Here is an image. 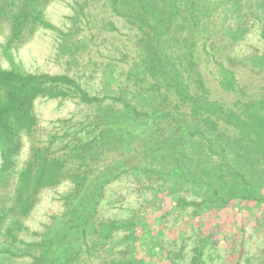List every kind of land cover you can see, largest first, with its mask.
<instances>
[{"label": "trees", "instance_id": "obj_1", "mask_svg": "<svg viewBox=\"0 0 264 264\" xmlns=\"http://www.w3.org/2000/svg\"><path fill=\"white\" fill-rule=\"evenodd\" d=\"M57 1L0 0V264H264V0H72L65 29ZM84 26L123 39L72 72ZM50 30L65 70L24 69ZM38 99L82 114L43 131Z\"/></svg>", "mask_w": 264, "mask_h": 264}, {"label": "rangeland", "instance_id": "obj_2", "mask_svg": "<svg viewBox=\"0 0 264 264\" xmlns=\"http://www.w3.org/2000/svg\"><path fill=\"white\" fill-rule=\"evenodd\" d=\"M72 0H60L51 3L47 10V17L55 25L65 29V18L64 15L69 13L68 2ZM116 25H119L115 21ZM94 34L95 39L88 41V47L85 50H79L76 54L78 59V66L72 64L71 70L81 72L83 66L90 58H100V53L103 56L106 54H112L115 52L114 46L119 45L123 39L122 33L117 31H107L106 29H97V27H83L80 34L77 37H82L83 35L90 38V35ZM98 36V37H97ZM56 37L53 31H39L36 35L21 48L15 52V59L20 62L21 66L28 71H47L50 73L62 72L66 68V58L67 56H59L58 49L56 48L57 41L54 40ZM106 37L107 41L100 43V39ZM113 41V45L110 42ZM109 49V51H107ZM89 51V52H87ZM99 53V55H98ZM3 65H6L5 63ZM89 73V72H86ZM93 88H99V74L89 81ZM35 112L38 116L39 126L43 131L51 129L50 121L57 118L67 117L72 113H79L80 116L82 112H79V108L75 103L70 101H65L60 104L57 100L51 99H38L35 102ZM133 185L128 183H123L119 185L118 190H120L125 198V202H130L132 206H137L138 203L135 198V193L133 191ZM65 186L59 187L56 191H44L41 194V200L36 206L32 216L30 217L28 223L32 228H37L40 221L43 220L45 213L53 212V210L59 209V203L53 200L54 196H57L58 192H62ZM110 205L105 209L107 212L112 211ZM114 210V209H113Z\"/></svg>", "mask_w": 264, "mask_h": 264}]
</instances>
